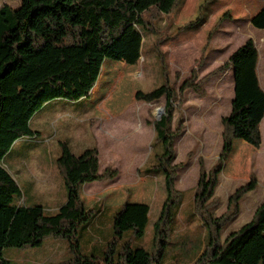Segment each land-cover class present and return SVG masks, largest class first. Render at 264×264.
I'll return each instance as SVG.
<instances>
[{"label":"rangeland","instance_id":"374dc122","mask_svg":"<svg viewBox=\"0 0 264 264\" xmlns=\"http://www.w3.org/2000/svg\"><path fill=\"white\" fill-rule=\"evenodd\" d=\"M3 3L16 8L20 0H0ZM262 5L264 0H179L170 14L154 15V31L145 36L142 55L135 65L104 59L87 97L76 101L56 99L32 116L34 122H47L40 137L45 142L38 149L40 153L32 154L30 160L23 162L25 151L17 146L6 158L12 163L11 170L22 193L14 202L21 203L25 197L26 204L56 209L63 200L62 191L66 196L55 164L59 142L65 141L75 154L93 146L97 149L99 172L108 168L116 174L81 187L83 205L100 214L79 230L80 252L90 254L92 244L106 251L112 236V216L125 203H144L149 207L144 234L136 238L126 232L125 242L133 248L155 250L153 225L166 199L163 175H141L139 169L157 152L151 144L153 121L163 114L165 98L146 102L135 95L167 80L177 92L173 128L179 122V130L173 144V163L177 166L174 189L178 202L172 206L166 226L161 264H192L207 242L204 217L193 199L199 167L201 164L208 172L218 161L222 148L220 120L228 114L233 96L232 69L220 66L235 48L251 38L258 50V72L264 76V30L250 24L251 16ZM193 75L197 90L187 87L179 93L182 83ZM260 131L262 141L258 148L241 139L233 140L213 196L205 203V215L210 213L220 219L219 243L249 221L256 207L264 202V118ZM29 180L34 182L33 191H29ZM249 181H254L255 187L244 194L233 213L228 206L229 197ZM100 254L96 252L97 257ZM2 255L8 264L73 263L67 240L53 236L44 238L38 247L4 248Z\"/></svg>","mask_w":264,"mask_h":264},{"label":"trees","instance_id":"16d2710c","mask_svg":"<svg viewBox=\"0 0 264 264\" xmlns=\"http://www.w3.org/2000/svg\"><path fill=\"white\" fill-rule=\"evenodd\" d=\"M179 0H20L16 8L0 4V264H8L2 251L7 247H38L48 236L64 238L73 254L72 264H161L166 243V226L172 206L176 164L173 144L179 122L173 128L177 92L165 80L136 98L146 102L164 96L163 114L153 121V158L140 169L141 175L162 173L166 199L154 222L156 249L148 252L133 248L124 235L144 234L149 207L144 203H125L112 216V236L105 250L92 244L90 254L80 252L78 234L94 214L81 199L86 183L114 177V169L99 172L97 149L88 147L75 154L65 141L59 142L55 164L66 188V200L54 210L40 204L15 203L21 188L4 165V157L15 141L39 134L30 119L46 103L56 99L76 101L88 96L95 85L104 59L135 65L142 55L145 36L154 31V15H168ZM252 27L264 30V5L250 18ZM180 28V27H178ZM258 50L247 38L220 66H230L233 96L228 114L221 117L222 148L216 165L208 172L199 167L193 199L207 229V242L192 264H264V202L253 216L218 242L219 217L206 213L205 203L213 196L223 160L234 139L258 148L262 141L260 124L264 117V90L257 77ZM194 75L178 92L192 87ZM255 187L254 181L237 188L228 206L236 213L238 202ZM176 195V196H175ZM96 252L101 256H96Z\"/></svg>","mask_w":264,"mask_h":264},{"label":"crops","instance_id":"0c3cea01","mask_svg":"<svg viewBox=\"0 0 264 264\" xmlns=\"http://www.w3.org/2000/svg\"><path fill=\"white\" fill-rule=\"evenodd\" d=\"M263 6V5H262ZM261 6V7H262ZM256 13V12H255ZM253 16V15H252ZM251 16V17H252ZM258 60H259V58H258ZM259 62V61H258ZM258 62H257V77H258V81H259V84H260V86H261V88L264 90V76H260V74H259V72H258V67H259V65H258ZM94 87V86H93ZM52 101H54V100H52ZM51 102V101H50ZM49 105V102L48 103H46L42 108H44L45 106H48ZM39 111V110H38ZM37 111V112H38ZM36 112V113H37ZM35 114V113H34ZM264 118V117H263ZM263 120V119H262ZM47 124V122H44V123H40V122H38V121H36V122H34L33 121V119H32V117H31V119H30V125H31V127L34 129V130H36V131H38L39 132V134H37V135H35V136H33V137H23V138H20V139H18L17 141H15L14 143H13V145L11 146V148H10V151L5 155V157H4V165H5V168L8 170V172L13 176V178L17 181V183H18V179H16L15 177H14V171H12L11 170V166L10 165H12V163L10 164V163H8L7 162V160L8 159H6V158H9L10 157V155L12 154V152L15 150V148H16V146L17 147H20V148H22V151H25V154H24V156H23V158H22V160H23V162L25 161V160H27L28 158H29V160L32 158V154H34V153H40V152H38L39 150L38 149H40V148H43L42 146V144H44V142H45V140L42 138H40L41 136H42V134L43 133H45V129H44V127H45V125ZM262 134V133H261ZM28 141H29V143H28ZM32 141H34L35 143H32ZM27 144H29V145H27ZM41 144V145H40ZM28 149V150H25V149ZM24 149V150H23ZM28 151V152H27ZM21 160V161H22ZM23 162H20L21 163V165L22 164H24ZM32 182V180H29V191H33V190H35L36 188H35V186H34V182L33 183H31ZM94 182V181H93ZM92 183V182H91ZM88 183H86V184H84V185H87ZM18 185L20 186V184L18 183ZM83 185V186H84ZM63 192V200L61 201V202H59L58 204H56V208L60 205V204H62L65 200H66V196H65V194H64V191H62ZM25 200H26V198L25 197H23Z\"/></svg>","mask_w":264,"mask_h":264}]
</instances>
